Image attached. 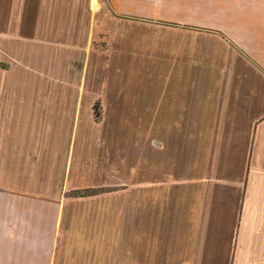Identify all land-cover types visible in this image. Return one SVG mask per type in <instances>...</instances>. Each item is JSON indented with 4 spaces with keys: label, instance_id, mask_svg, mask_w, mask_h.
Masks as SVG:
<instances>
[{
    "label": "rangeland",
    "instance_id": "374dc122",
    "mask_svg": "<svg viewBox=\"0 0 264 264\" xmlns=\"http://www.w3.org/2000/svg\"><path fill=\"white\" fill-rule=\"evenodd\" d=\"M95 5L92 35L67 46L73 8L59 24L31 0H0V184L65 196L63 264H174V128L187 122L174 119V33L188 25ZM75 10L80 26L88 11ZM18 96L31 136L10 135Z\"/></svg>",
    "mask_w": 264,
    "mask_h": 264
},
{
    "label": "crops",
    "instance_id": "0c3cea01",
    "mask_svg": "<svg viewBox=\"0 0 264 264\" xmlns=\"http://www.w3.org/2000/svg\"><path fill=\"white\" fill-rule=\"evenodd\" d=\"M48 1L31 0V6L49 10L55 23L62 7L74 10L62 22L65 45L92 35L88 18L99 0ZM105 2L116 13L188 25L174 33V119L187 121L185 129L174 128V264H264V0ZM78 6L88 11L80 26ZM9 104L16 123L11 137L24 128L31 136L28 121L18 122L33 119L23 106L29 99L12 97ZM6 179L0 184V264H63L65 196Z\"/></svg>",
    "mask_w": 264,
    "mask_h": 264
},
{
    "label": "trees",
    "instance_id": "16d2710c",
    "mask_svg": "<svg viewBox=\"0 0 264 264\" xmlns=\"http://www.w3.org/2000/svg\"><path fill=\"white\" fill-rule=\"evenodd\" d=\"M96 109H97V107H96ZM90 192H92V193H90ZM95 193H97L96 192V190L95 191H90V190H87V189H82V190H76L74 193H73V195L74 196H85V195H91V194H95Z\"/></svg>",
    "mask_w": 264,
    "mask_h": 264
},
{
    "label": "bare ground",
    "instance_id": "6f19581e",
    "mask_svg": "<svg viewBox=\"0 0 264 264\" xmlns=\"http://www.w3.org/2000/svg\"><path fill=\"white\" fill-rule=\"evenodd\" d=\"M95 1V0H94Z\"/></svg>",
    "mask_w": 264,
    "mask_h": 264
}]
</instances>
